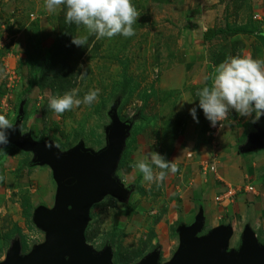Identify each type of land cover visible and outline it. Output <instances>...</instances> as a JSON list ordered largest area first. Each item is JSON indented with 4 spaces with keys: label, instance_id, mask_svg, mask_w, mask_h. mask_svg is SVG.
Wrapping results in <instances>:
<instances>
[{
    "label": "rangeland",
    "instance_id": "1",
    "mask_svg": "<svg viewBox=\"0 0 264 264\" xmlns=\"http://www.w3.org/2000/svg\"><path fill=\"white\" fill-rule=\"evenodd\" d=\"M132 4L140 13L133 25L134 36L99 40L89 36L87 44L78 47L71 41L73 37L86 34L85 29L66 23L63 8L49 12L44 0H0V114L14 123L23 103L21 134L30 131L37 140L48 139L58 144L57 148L63 152L78 144L93 152L104 148L105 129L111 124L112 112L121 123H130L121 155L123 160L119 163L120 168L118 164L115 177L125 187H132L128 203L135 211H127L125 204L111 196L104 197L90 210L85 239L97 252L110 239L114 243L111 246L113 264H123L121 259H129L127 264H135L144 255L132 262L133 252L145 249L146 255L154 250L151 245L158 244L160 248L155 249L160 252L159 263L164 264L178 247L177 237L174 235L171 239L166 220L168 213H171L170 219L178 218L177 209L181 204L177 203V195L188 202V189L182 192L181 186L201 184L196 176L194 181L188 180L194 171L197 172L198 165L193 163L190 154L187 159L185 153L192 148L189 142H195L194 133L209 122L201 109H197L199 97L196 92L205 86L210 69H207V60H195L186 53L189 50L187 29H192L189 26L193 22L201 24L196 27L197 31L210 25L225 29L226 22H244L260 26L264 33V0H132ZM256 15L260 20L253 19ZM241 42L254 52V58H264V42L250 37H243ZM85 69L88 76L81 80L79 75ZM33 81L36 84L25 93ZM72 89H79L80 99L90 89H99V97L91 106L81 104L62 116L55 115L48 107L49 98L62 96ZM192 108L198 112V122L190 115ZM234 114L229 120L233 124L231 133L236 134L241 128L245 129V125L240 124L248 118ZM251 132L256 131L252 128ZM222 140L225 142L223 135ZM223 142L216 150L221 155L220 160H225L218 166V169L221 167L220 176L233 185L230 187L234 191L248 186L257 191L264 182V166L256 165L254 161V168L250 165L239 168L236 151L226 149ZM262 151L243 156L254 154L252 158L259 157L255 155ZM150 152L159 153L176 164L177 170L169 171L159 186L144 181L142 173L133 167ZM182 155L189 165L187 182L184 181L186 168L184 166L182 170L183 166L177 162ZM31 158L30 153L10 146L5 147V153L0 152V176L4 178L0 181V262L5 260L15 238L26 247L24 254L45 241L46 235L33 224L32 215L38 207H53L56 186L48 167L25 166L24 160ZM20 159L22 163L18 162ZM247 173L249 177L244 178ZM259 189L258 192L264 194V187ZM255 197L260 199H256V204L253 202ZM212 198L210 194L203 197L208 202ZM214 198L213 205L216 203ZM237 198L239 201L236 202ZM237 198L234 209L231 206L223 209L228 213H222V219L217 215L221 213L218 207V213L216 208L208 210L202 232L232 224L235 228L229 243L232 250L238 246L240 233L247 225L252 227L258 241L264 242L261 220L258 230L255 226L259 216L264 217V197L255 196L253 190L251 194L240 192ZM249 206L253 209L252 214L245 211L240 214L243 207ZM255 208L260 213H256ZM179 214L181 218L187 215L185 211ZM231 216L234 221L230 220Z\"/></svg>",
    "mask_w": 264,
    "mask_h": 264
},
{
    "label": "water",
    "instance_id": "2",
    "mask_svg": "<svg viewBox=\"0 0 264 264\" xmlns=\"http://www.w3.org/2000/svg\"><path fill=\"white\" fill-rule=\"evenodd\" d=\"M22 107L23 103L14 122L17 130L10 133L7 146L30 153L31 165L48 167L56 193L51 209L38 207L32 215L33 224L46 235L44 243L22 254L21 243L15 238L0 264H113L111 245L106 244L97 252L86 243L85 230L92 206L104 197L111 196L120 204H127L129 200L132 188L125 187L115 173L130 123H121L112 112L111 124L105 129L104 148L93 152L78 144L63 152L55 146L46 148V144L54 142L37 140L30 131L20 133ZM253 129L256 132L247 135L239 153L264 148V116L253 124ZM203 230V210L199 208L190 225L176 228L178 247L169 262L164 264H264V242L258 241L249 225L240 233L234 250L229 249L233 236L231 224L206 233H202ZM159 253V249H154L135 264H160Z\"/></svg>",
    "mask_w": 264,
    "mask_h": 264
},
{
    "label": "clouds",
    "instance_id": "3",
    "mask_svg": "<svg viewBox=\"0 0 264 264\" xmlns=\"http://www.w3.org/2000/svg\"><path fill=\"white\" fill-rule=\"evenodd\" d=\"M44 6L49 12L57 9L65 10V22L82 26L86 34L73 37L72 44L81 47L88 42L89 36L96 39H112L116 36L130 38L135 35L133 25L140 13L132 4V0H44ZM85 69L79 79L87 78ZM211 83L205 81V86L197 90L198 107L211 125L227 118L229 112H235L240 117H251V123L256 124L264 116V58H253L251 55L230 56L214 68L210 77ZM79 89H72L62 96H52L48 100L49 109L57 116L79 107L81 104L91 106L99 97V89H90L82 99L78 98ZM190 115L196 119V108L190 110ZM16 125L5 115L0 114V152L5 153L9 144V135L15 132ZM20 133L22 128H19ZM58 147V144L48 143L46 148ZM143 175V180L156 183L164 181L169 171L177 170L174 162L167 161L156 152L146 154L133 165ZM158 169V171L154 170ZM4 178L0 176V181Z\"/></svg>",
    "mask_w": 264,
    "mask_h": 264
},
{
    "label": "crops",
    "instance_id": "4",
    "mask_svg": "<svg viewBox=\"0 0 264 264\" xmlns=\"http://www.w3.org/2000/svg\"><path fill=\"white\" fill-rule=\"evenodd\" d=\"M226 24L229 26V28H232V27H235V26L246 25V24H249V23L242 22L240 24H231V23L226 22ZM200 25H201L200 23H195L194 24V22H193L192 25L189 26V28H192L191 29L192 31L190 29H187L188 30V36L186 38V45L189 47V50L186 53L188 54L189 58L191 57V58H193L195 60H197V58H200L201 60H204V61L207 60V69H210V72H208L206 74V76L207 75L209 76L208 77L209 79H207V81H209L210 83H211L210 77L214 73V68L216 66H218L220 63H222L224 60H226L228 57L236 56V55H241V56L251 55L254 58V52L253 51L252 52L249 51V48L247 46L243 45L241 40L243 39V37H246V38L250 37V38L256 39L255 36H253V35H241V34H239V35H231V34H228V33L224 32L222 34H219V35L213 37L211 40H205L204 39L205 36L210 34L209 32H207V30H218V29H220V27L219 26L218 27H213V25H210L207 28H204L203 30L197 31V30H199L197 28ZM261 42L263 43L264 41H261ZM244 51H247V52H244ZM243 53H246V54L243 55ZM257 53H258V51H257ZM183 57H184V54H183ZM214 61H215V63H214ZM197 109H198V107H197ZM201 113H203L202 110H201ZM232 113H235V112H231V111L229 112L227 118L224 120V126H223V129L221 131V134L218 135L215 139L211 138L208 135V132L210 131L211 123H210V121L209 122L206 121L207 122V123H205L206 126L204 128L200 127L199 132L196 133V134L194 133L195 142L194 141L193 142H189L192 148L190 149V151H187L185 153L186 158H187V155L190 154L191 155L190 158H192V160H194L193 163L196 166L197 165L198 166H197V172L195 173V171H194V173H192V175H191L192 177L189 178L188 180L194 181L195 176H196V177H198L199 182L201 184H200V186L199 185L198 186H193V185L185 184L187 186V188L184 187V185L181 186L182 187V189H181L182 192L185 189L186 190L188 189L187 196H186V199H187L188 202H185V200H183L181 196L177 195V197H176L177 203L179 202V204H181V206L177 209L178 218L176 216L174 219H170L171 218V216H170L171 213L170 212L168 213L169 215L166 218V220H168V228H170L169 232H170V235H171V239H172V236L174 237V235H175V237H177L176 232L174 234L172 229L174 228V231H175L176 228L179 225H190L194 221V218L197 215L199 208H202L203 216H204V215H206L205 213H208V210H211V209L213 210L216 207H218V209H219V211L221 213H219L217 215H219L218 217H220V219H222V217H221L222 213H228L227 210L225 212L223 209H227L230 206L227 207V208H222L221 209L219 207V205H217L216 203H214L215 206L212 204V200H213V198L215 196L219 195L220 193L225 191L227 188H231L230 186H233L230 183L225 182L224 179L219 174V169L221 167H219V169H218V166H222L225 163V160H223V159L220 160L221 155L216 153V152H218L216 150H218V148L220 149L223 146V144L221 143L224 140L223 139L221 141L222 135L225 137V142H223L225 148L229 149L231 152L232 151L233 152L236 151V156H238L237 164H238L239 168L242 169L245 165H250V168H254L255 163H256V165L261 163L264 166V148L261 149L263 151L259 155L258 154L255 155V156H259V157H253L252 158V156L254 154L253 155L243 156L245 154H251V153L256 152V151H253V152H250V153H245V154L239 153L238 149H239V147H241L245 143L247 135L251 133V130L253 128V123H251V119L250 118H248L247 121H245L246 123L245 122L242 123V121H241L240 125H245V129L241 128V131L239 133H236V134L235 133H231L232 132V128H233L232 127L233 124L231 123L232 120H229V118H230V116H232ZM197 115H198V112L196 111V117H197ZM238 118H234V120L236 122H238L239 121ZM226 123L228 124V126L226 125ZM236 124L238 125V123H236ZM225 127H228V129L226 130ZM249 128H250V130H249ZM223 132H225V135L223 134ZM226 136H227V138H226ZM224 155H226V154H224ZM16 156H19V155L16 154ZM203 156H205V157H203ZM177 157H178V155H177ZM177 157L175 156V158H177ZM177 160H178V158H177ZM254 161H255V163H254ZM18 162H21V159ZM177 162H178V164L181 167L183 166L181 168L182 170H183V168L185 166L186 169H184V171H185L184 172L185 173L184 181L187 182L188 180H187L186 177H188V176H186V170H187V173L189 174V170H188L189 169L188 168L189 165L187 163H185L184 155H182L181 159H179V161H177ZM208 162H210L212 167H214V171L213 172H207V173L204 174L202 172L201 165L205 166V164L207 165ZM30 164H31V162H30ZM256 165H255V167H256ZM249 175H250L249 173L244 174V178L249 177ZM253 176L255 177L256 175H253ZM181 184H182V180L180 182V185ZM180 185L178 184L176 186V189H177V190L175 189L176 190L175 191L176 194H178V192H179V186ZM194 185H195V183H194ZM261 187L263 188L264 186L263 185H259L257 191H256V188L254 189L252 187L255 190V196L259 195L261 197H264V194H260L258 192V190H260L259 188H261ZM211 192L213 194H211ZM132 193H133V191L130 193V195ZM209 194L213 195V198L211 199V201H209V202L207 200L204 201L203 197L204 196L209 197ZM248 194H251V193H248ZM256 199L260 200L258 197H255V200L253 202H255ZM237 201H239L238 198H237L236 202ZM128 202H127V204H128ZM247 202H249V201H247ZM253 202H251V203H253ZM254 204H256V202ZM191 205L193 207H191ZM250 207L251 206H249V208L243 207V209H241V213L240 214H242V212H244V211H245L244 213H251L252 214L253 213V209L250 210ZM254 207H255V205H254ZM134 209H135V207H134ZM233 209H234V207H233ZM216 210H217V208H216ZM255 210H256V208H255ZM258 210H256V213H260V211L258 212ZM182 211H185V213H187L186 216L183 215L184 216L183 218H181V216L179 214ZM217 213H218V210H217ZM120 217H123V216H120ZM233 217L232 216L230 217L231 221L234 219ZM260 220H261V223H262V225L264 227V217H260L259 216V219H257V221L259 223L258 224L255 223L256 229H257V227L258 228L260 227ZM204 224H205V222H204ZM218 225H219V223H218ZM115 226H118V225H115ZM232 228H233V233H235V228L233 227V225H232ZM172 242L174 243V240H172ZM177 242H178V239H177Z\"/></svg>",
    "mask_w": 264,
    "mask_h": 264
},
{
    "label": "trees",
    "instance_id": "5",
    "mask_svg": "<svg viewBox=\"0 0 264 264\" xmlns=\"http://www.w3.org/2000/svg\"><path fill=\"white\" fill-rule=\"evenodd\" d=\"M254 22V21H253ZM255 23V22H254ZM227 27L225 28V29H218V30H207V32H209L210 34L209 35H207V36H205V40H211L213 37H215V36H217V35H219V34H222V33H228V34H231V35H239V34H241V35H253V36H255L256 38H258L259 40H261V41H264V33H263V31H261V29H260V26L258 27V26H256L255 24H253V23H249V24H246V25H241V26H235V27H232V28H229V26L228 25H226ZM214 63H215V61H214ZM209 84H210V82L209 81H207ZM36 83H35V81H33V84H31L26 90H25V93H28L29 91H30V89H31V87L32 86H34ZM198 107V106H197ZM123 160V156H121V158H120V162L119 163H121V161ZM24 164H25V166L26 167H28V166H30L31 164H30V161L29 160H24ZM119 168H120V164H119ZM260 185H263L264 186V182H262ZM236 200V199H235ZM235 200H234V202H233V204L231 205V207H234V204H235ZM125 206H126V208H127V211H130V212H132V213H134V206L133 205H131V204H125ZM29 218V216L27 215V219ZM172 231H173V233L175 234V231H174V228L172 229ZM86 237V239H87V236H85ZM20 238V237H19ZM107 244H111V246H112V244H114V243H111L110 242V239H109V241H108V243ZM151 245V244H150ZM153 248H156V247H159L160 245H158V244H153V245H151ZM22 247V254H24V252H25V246H21ZM146 251H145V249H142L140 252H138V253H132L131 254V256H132V262L135 260V259H138V258H140V257H142L143 255H145L144 253H145ZM119 261H121L120 263H123V264H127V263H129L130 262V260L129 259H121V260H119Z\"/></svg>",
    "mask_w": 264,
    "mask_h": 264
},
{
    "label": "built area",
    "instance_id": "6",
    "mask_svg": "<svg viewBox=\"0 0 264 264\" xmlns=\"http://www.w3.org/2000/svg\"><path fill=\"white\" fill-rule=\"evenodd\" d=\"M256 18L260 20L259 15H256L253 17L254 20H256ZM224 120L221 122H218L215 127H213L212 125L210 126V131L208 132V135L211 138L215 139L218 135L221 134V131L224 126ZM201 168L204 174L207 172L214 171V167H212V165L201 166ZM253 190L254 189L251 186L238 189L237 191L232 190V188H227L225 191L215 196L214 200L216 204L219 205L220 207L227 208L233 204L234 200L237 198L240 192H243L244 194H248V193H251Z\"/></svg>",
    "mask_w": 264,
    "mask_h": 264
},
{
    "label": "flooded vegetation",
    "instance_id": "7",
    "mask_svg": "<svg viewBox=\"0 0 264 264\" xmlns=\"http://www.w3.org/2000/svg\"><path fill=\"white\" fill-rule=\"evenodd\" d=\"M130 188H132L131 186H130ZM157 248H160V247H157ZM155 249V248H154Z\"/></svg>",
    "mask_w": 264,
    "mask_h": 264
}]
</instances>
